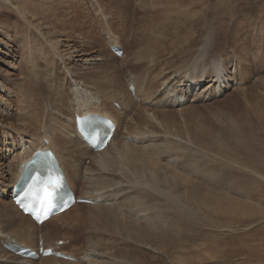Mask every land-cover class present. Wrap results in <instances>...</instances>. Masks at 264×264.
Segmentation results:
<instances>
[{"label": "rangeland", "instance_id": "rangeland-1", "mask_svg": "<svg viewBox=\"0 0 264 264\" xmlns=\"http://www.w3.org/2000/svg\"><path fill=\"white\" fill-rule=\"evenodd\" d=\"M37 1L42 5L41 11L32 6L36 15L29 16L33 23L40 21L44 37H41L40 29L30 26L18 14L9 15L5 10L1 14L0 11V24L5 26L2 29L13 35L12 42L17 49V64L12 69L8 64L13 61L10 52L5 50L6 54L0 53V80L20 98L17 102L13 101L12 107L18 108L26 119L30 113L36 120L33 123L37 126L34 125V131L31 129L30 132L35 135L44 133L47 113L43 115L44 111L46 107L53 109L52 104L58 97L52 89L57 80L52 79L55 75L48 69L43 56V53L51 51L47 40L60 41L57 51L62 53H68L64 47L67 42L82 45L85 52L107 57L105 61H95L87 68L80 65L83 73L92 72L97 77H111L113 73L125 84H130L128 79L133 77L138 82L140 80L143 93V79L146 77L154 94L147 100L143 99L142 93L138 98L133 94L138 100L139 109L134 113L130 111L131 117L125 120L120 141L127 137V146L153 156L162 170L159 177H165L156 184L161 186L163 192L172 190V194L187 203L188 211L191 209L186 215L179 216L168 196L155 188H149V192H145L144 188V203L154 206L151 213L162 215L164 222L153 227V237L148 239L150 242L147 240L152 247L149 249L133 238L126 240L123 236H116V244H109L115 262L178 264L180 259L181 264H264V117L261 114V110H264V0ZM52 11H56V14H50ZM86 36H89L88 40ZM113 36L123 38L120 48L127 52L125 59L111 49ZM29 47H32L34 59L30 56ZM108 47L117 55L116 59L110 57ZM198 53L202 57L205 54L209 59L206 56L200 59ZM30 57L32 63L28 62ZM64 59L68 63L73 62L68 55ZM210 59L223 61L229 70L238 67V71L242 72L247 69L250 72L246 75L248 79L240 74L242 81L233 83L227 89L223 87L220 92L213 90L211 94L209 90L194 99L196 97L188 98V94L195 93L190 89L184 103L170 102L171 97L163 90V81L176 71L182 73L194 65L198 67V72L204 66L208 73L214 63ZM106 62L109 65L104 70L102 66ZM163 66L164 73L160 70ZM116 68L121 71L117 73ZM25 77L30 85L24 83ZM61 77H65V80L60 81L59 93L63 98L71 97L75 87L70 78L67 79L66 73ZM176 83L174 87L178 86ZM249 96L253 97L252 100L257 96L256 101L253 103ZM152 97L157 100L151 101ZM162 97L164 99L160 101ZM129 130L133 132L131 135L127 133ZM136 131L143 132L140 133L143 135L136 137ZM7 143L10 141L7 140ZM4 157L11 161V156L0 150V158ZM82 160L85 165H92L90 159ZM12 170L15 171V163ZM7 184L9 182L4 183L0 176V185ZM82 189L83 183L79 184V191ZM10 192L9 187L8 194ZM3 197L0 193V198ZM202 201L206 202L203 204ZM79 204L83 206L64 219L67 224L52 222L42 232L51 239L69 238L54 243L63 247L62 251L69 253L76 248V255L87 254L89 258H94L95 251L101 250V244L109 236L95 222L76 221V213H91L85 206L90 203ZM1 224L0 229L6 228ZM116 251H121L123 256Z\"/></svg>", "mask_w": 264, "mask_h": 264}, {"label": "bare ground", "instance_id": "bare-ground-1", "mask_svg": "<svg viewBox=\"0 0 264 264\" xmlns=\"http://www.w3.org/2000/svg\"><path fill=\"white\" fill-rule=\"evenodd\" d=\"M34 3L38 5H34ZM32 6L40 10L42 5L37 0H22V1L0 0V11H2L1 14L5 13L4 10L8 11L9 15L15 16L18 14L30 26L40 29L41 31V26L39 23L40 21L37 20L36 23H33L32 20H30L31 17H33V15L35 14L31 9ZM29 14L31 15V17L29 16ZM50 14H56V11H52L50 12ZM2 26L4 25L0 24V35H1L0 36V53L6 54L5 50L10 52V57L13 58L12 60L14 62L13 61L8 62V64L11 69L16 68L17 63L15 61H17L16 59L17 55L15 53L16 48L14 46V43L12 42L13 35H11L10 32L4 31L5 26L3 29H2ZM17 26H18V23H17ZM113 34H116V33H113ZM44 35L45 33H42L41 31V37H44ZM88 37L89 36H86L87 40H88ZM195 38L198 39L196 35H195ZM112 39H113L112 42L114 44L122 47L123 43L121 42V40H123V38L120 39L117 36H113ZM59 42L60 41L47 40V44L51 48L52 52L48 50L47 53H43V56L46 60V64L48 65V69L50 70V72H52V74L55 75V76L53 75L54 77H52V79L56 78L57 80V82L55 83L52 89L55 90V95L58 96L55 99L54 103L53 104L51 103L53 105V109L46 107V110L44 111L43 115H45V112L47 113L44 119L45 124L43 125V128L45 130L43 134H40V135L34 134L33 129L37 125L33 123L36 120L34 121L33 116L30 113H29V116L27 115L28 117L26 119V117L22 116L23 114L18 111V108L15 109L16 107L15 108L12 107L13 101L17 102L18 100H20V98L18 99L16 94L13 92V90H11L10 87L8 89V87L3 83V81L0 80V141H1L0 150L2 152H6L7 156H11V161H9L7 157L6 158L4 157L5 159L0 158V170H1L0 176L3 179L4 183L9 182V184L5 186L0 185V193L4 196L3 199L0 198V222L3 223L1 225L6 226V228L3 227L4 229L2 228L0 229V264H26V263L28 264H117L115 260L113 259L115 255L109 251L111 248L109 244L114 245L117 242V240L115 239L116 236H120L121 238L123 236L126 240L133 238L132 240H135L137 243H141L142 245H144L146 248L149 249L151 246L148 245V241H149L148 239H151V237H153L152 229H154L153 227L157 226V224L161 223L164 219L162 220L161 219L162 215L160 216L157 212L156 214L151 213L153 212L151 210L154 209V206L144 203L145 198L142 197V191L144 190V188H146V190H144L145 192H149V188L150 189L155 188L161 193L165 194L166 197L168 196L167 198L168 199L170 198V200L172 201V204L174 205V208L175 209L177 208L178 210L177 214L179 216L186 215L191 210L190 209L188 211L187 203L183 202L177 195L175 196L174 194H172L171 193L172 190L171 192L169 191L163 192L162 189L160 188L161 186H158V184H156L162 179L164 180L165 177L163 178L159 177V172L161 170V167L157 164L158 162L153 158V156L143 153L142 150H140L141 151L140 152L138 148L135 151L133 149L134 147H131L130 145L127 146L128 144L126 143L127 137H124L122 142L120 141L121 140L120 136L124 129L123 127H124L125 120L127 119L129 120V118L131 117L130 111L131 113H134V111L137 110L139 106L138 100L133 97V94L136 96V98H138V96H140L142 93L141 96L143 97V99H146V98L148 99L150 96L154 94L152 93V90L150 89L145 79L146 77L145 78L143 77L144 78L143 80H145L143 82L144 87L142 86L144 88L143 89L144 93H143L140 88L141 86L139 84L140 82L139 79H138L139 80L138 82L135 78L129 77L128 82H130V84H133L134 86V90H131L129 88L130 86L129 83L125 84L121 82L118 79L120 77L117 75L116 76L118 78L113 76V73L111 77L94 76L92 72L91 73L89 72L91 70L88 71L89 73H83L82 68L89 67L90 65H92L91 63L95 61L96 62L103 61L104 58H107V57L95 56L92 53L85 52L82 45H75L69 42H67L64 46L67 48L68 53L58 52L57 46H59L60 44ZM101 42L102 41H100V44ZM93 43L95 44V42ZM206 45L207 44H205V47ZM203 48L204 46L202 47V49ZM28 49L31 51L30 56L33 58L32 47H29ZM108 50L110 53V57H112L113 59L114 58L116 59L117 55L113 53L109 49V47H108ZM126 53L127 52L125 51L123 52V55L121 56L123 57L122 59L126 58L127 56ZM205 53L207 54V50ZM245 53L248 54L247 52ZM222 54L223 53H221L220 55ZM66 55H68L70 59L73 58L72 63H68L65 61L64 58ZM204 56L206 55L203 54V57H202V54H199L200 59L201 57L204 58ZM216 56L218 55L216 54ZM31 57L28 60L29 63H32ZM207 58L209 59V57ZM214 59L213 60L210 59L214 61V63L210 62L212 63V69H210L208 73H206V69H204L203 65H202L203 70L200 69L201 70L200 72H198L196 69L198 67L194 65L188 68L190 70L188 69L183 70L182 73L181 71H176L174 74L167 77L163 81L162 84L164 86L163 90H165V92H168L169 98L171 97V100L169 99V101L172 103L174 102V103H179V104L184 103L187 100L186 99L187 93L189 92L190 89H192V91H195V93L190 96L188 94V98L196 97L194 99H198V97H201L202 94H204L205 92L209 90L211 94L213 90L215 92H220L223 89V87L227 89L228 87H231L233 83L242 81L241 78H239L240 74L247 77L248 79V76L246 75L250 74V72L247 69H245L246 71H242V72L238 71V67H235L234 70H229V68L226 67V64L223 61L219 60L218 62H215ZM105 64L104 66L100 65L104 68V70L105 68L107 69L109 65L107 64V62ZM184 64L186 63L184 62ZM205 64L207 65V63ZM80 65L82 68H79ZM164 66L162 67L163 69L162 68L160 69L163 71V73H164ZM197 66H199V64ZM96 67L97 66L93 68L95 69ZM239 70H242V68ZM33 71H35L36 73L35 68L33 69ZM116 71H117V68H116ZM118 71L117 73H119ZM63 73L67 74V79L70 78L71 83L75 87L74 91H72L74 95L68 98H63L62 95L59 93L60 88H61L60 81L65 80V77H61ZM158 74L160 73L158 72ZM48 75H46L45 78ZM114 75H115V72H114ZM158 79H161V77ZM26 82L30 85L28 79H26L25 77L24 83ZM154 83L155 82H153V84ZM174 83H176V85L178 86L174 87ZM211 83L212 85H209ZM158 84L159 83H157V86H159ZM184 91H185V94L183 95L182 93ZM256 97L257 96H255V98ZM245 98H246V95H245ZM248 98H250V96ZM252 98L250 99L252 100ZM163 99L164 97H162L160 101H162ZM194 99L192 100L194 101ZM154 100H157V99H154ZM154 100L152 97L151 101H154ZM251 100L247 99V101H250V102ZM254 100H252L253 103H254ZM114 103L119 104L121 109L116 108ZM253 105H256V104H253ZM259 107H260V104H259ZM35 109L33 108V110ZM261 111H262L261 114L264 117V110H261ZM158 112L161 113L160 110ZM148 113H150V111ZM91 115L109 117L116 123V126H117L113 134V137L111 141L109 142V144L107 145V147L100 151L95 150L86 141H84L82 136L79 134L77 130L76 117L77 116H82V117L91 116ZM135 117H137V115ZM43 118L41 119L43 120ZM154 119L155 118H153V121ZM31 129L33 130L32 131L33 133L30 132ZM127 133L128 135H131L133 132L129 130ZM140 133H143V132L136 131V134H135L136 137L143 135V134L140 135ZM7 140H9L10 143H7ZM40 150L54 151L58 158V162L60 166L63 168L64 174L68 180V183L71 189L79 193V198L91 199L93 201V203L85 205L86 207L89 208L91 213L82 214V212H78L76 213V215H74V218L76 219V221L95 222L97 227H99L100 229L103 230V232L108 234L109 238H107L106 241H104L101 244V248H100L101 250L95 251L93 255L94 258H89V255L87 254H85L84 256L76 255L75 253L76 248L75 249L73 248L71 249L69 253L71 256L75 258V261L58 258L55 255L47 256V257H44L41 255V257L38 259L39 261H34L32 259H25L23 257H20L15 252H12V250H9L7 248L8 245H11L14 243H18L19 245H22L23 247H28V248L38 247L39 248V242L42 241V242H45L47 247L53 248L55 252L61 251L63 247H60V246L58 247V245L54 243L59 241L60 239L67 241V239L69 238L59 237L56 239L54 238L51 239L47 234L42 232V229L52 222H58V224L60 223L67 224V222H65L64 219L71 212H73V210H76L77 208L83 206V204L77 203L74 206H72L70 209L66 210L65 212L45 221L42 225L37 224L29 215L24 214L23 211L19 209V207L13 201V196H14L13 190H12L13 186L16 183H18L21 178L23 164L31 160L34 157V155ZM128 152L129 153L134 152V153L127 154ZM82 159H84L85 161H87V159H90L92 165H85ZM14 163H15V171L12 172L13 171L12 165H14ZM174 182H176V180ZM82 183L84 184V189H82V191H79V184H82ZM9 187L11 188V192L8 194ZM211 195L212 194H210V196ZM204 202L202 201L203 204ZM199 205L201 204L199 203ZM218 209L220 208L218 207ZM97 211H99L100 213ZM101 211H104V212L101 213ZM115 219H118L121 221L118 222ZM111 235L112 236L114 235V238ZM115 253L123 256V253L121 251L119 252L116 251ZM88 261L90 262L87 263ZM179 261L181 262L180 259ZM180 262L178 264L182 263Z\"/></svg>", "mask_w": 264, "mask_h": 264}, {"label": "snow or ice", "instance_id": "snow-or-ice-1", "mask_svg": "<svg viewBox=\"0 0 264 264\" xmlns=\"http://www.w3.org/2000/svg\"><path fill=\"white\" fill-rule=\"evenodd\" d=\"M62 187L61 178L59 176H49L47 182L43 186V195L36 197L38 202L44 206L50 207L57 196L58 190ZM30 193L25 192V196ZM34 195V193H32ZM47 213H45V218Z\"/></svg>", "mask_w": 264, "mask_h": 264}]
</instances>
